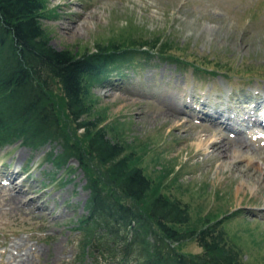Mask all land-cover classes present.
<instances>
[{
	"label": "rangeland",
	"instance_id": "1",
	"mask_svg": "<svg viewBox=\"0 0 264 264\" xmlns=\"http://www.w3.org/2000/svg\"><path fill=\"white\" fill-rule=\"evenodd\" d=\"M44 1L42 24L56 49L92 50L98 42L147 36L171 40L168 48L193 61L177 63L155 51L148 58L131 55L120 73L93 83L90 116L111 128L109 134H122L155 187L187 203L189 227L218 219L250 264H264V139L246 137L243 146L229 126L234 119L247 123L241 117L249 116L253 127L244 126L245 135L264 132L252 122L264 118V0ZM194 63H217L219 71ZM53 88L59 93L55 82ZM211 132L223 147L197 146ZM51 147L58 151L60 144L0 147V187L14 177L24 194L22 202L9 203L7 186L0 188V264H16L21 255L28 264H125L79 258L85 175L75 158L55 169L45 159ZM248 153L256 159L248 162ZM177 245L187 253L202 250L194 238Z\"/></svg>",
	"mask_w": 264,
	"mask_h": 264
},
{
	"label": "trees",
	"instance_id": "2",
	"mask_svg": "<svg viewBox=\"0 0 264 264\" xmlns=\"http://www.w3.org/2000/svg\"><path fill=\"white\" fill-rule=\"evenodd\" d=\"M45 14L44 0H0V147L19 142L39 149L56 142L60 149L51 147L45 156L55 169L76 159L88 190L85 212L77 218L79 258L91 255L125 264H250L220 220L205 218L199 227H189L187 203L155 187L126 149L122 134H109L111 128L90 116L93 83L120 73L131 55L148 58L155 51L177 63L193 61L168 48L171 40L147 36L98 42L92 50L56 49L42 24ZM200 64L194 63L219 71L217 63ZM188 238L202 250L182 251L177 243Z\"/></svg>",
	"mask_w": 264,
	"mask_h": 264
},
{
	"label": "bare ground",
	"instance_id": "3",
	"mask_svg": "<svg viewBox=\"0 0 264 264\" xmlns=\"http://www.w3.org/2000/svg\"><path fill=\"white\" fill-rule=\"evenodd\" d=\"M261 98V97H260ZM258 106V105H257ZM228 108V107H227ZM218 111H219V109H217ZM223 111V110H222ZM263 113V112H262ZM251 114V113H250ZM249 115V114H248ZM255 115V114H254ZM215 116L217 117V115L215 114ZM176 117V116H175ZM236 117V116H235ZM253 117V116H252ZM177 118H178V116H177ZM213 118V117H212ZM260 118V117H259ZM181 119V118H180ZM214 119V118H213ZM212 119V120H213ZM229 119V118H228ZM251 119V118H250ZM179 120V119H178ZM259 120V119H258ZM177 123V122H176ZM226 124V123H225ZM251 125V123H244L243 122V124L242 123H239L236 119H234L232 122H229V126H231V127H234L235 129H236V138H238V141L240 142V143H243V146H246V143H247V141H246V139L249 137V138H251V137H254V136H257V137H260L261 139H264L263 137H264V132H259V131H256V130H252V131H248L247 130V134L245 135V133H244V130H245V127H247V128H252L253 126H250ZM254 125H258V124H254ZM181 126H182V124H181ZM227 125H224V127H226ZM245 126V127H244ZM218 127V126H217ZM216 127V128H217ZM235 132V131H234ZM212 133V132H211ZM232 134V133H231ZM235 135V134H234ZM216 135L214 134V133H212V134H210V135H208L207 137H200V138H198L197 140H196V144H197V146H203L204 148H202V149H205L207 146H209L208 144H210V146H212L213 148H219V147H223V145H220V144H218L219 142H221V140H222V138H221V140H219V141H217V138L215 137ZM247 137V138H246ZM257 137H255V139L257 138ZM219 139V138H218ZM223 142V141H222ZM228 148V147H227ZM214 150V149H213ZM241 150V149H240ZM217 151V150H216ZM222 151H224V150H222ZM243 151V150H242ZM229 152V151H228ZM243 152H245V151H243ZM247 152V151H246ZM240 153V151H238V152H235V155L236 156H238V154ZM253 153V152H252ZM254 154V153H253ZM214 155V154H213ZM247 155V154H246ZM244 156V155H243ZM247 159L246 160H248V162H250L251 160H254V159H256V158H254V156H252L251 154H249L248 153V155H247V157H246ZM234 159V158H233ZM237 159V158H236ZM244 159V158H243ZM263 159V158H262ZM224 163V162H223ZM226 163V162H225ZM225 166V165H224ZM6 176V175H5ZM7 181L4 183V185H2L1 187H3V189H4V187L5 186H7V190H8V192H7V195L6 196H8V198H7V202H11V203H15V204H17V201H19V202H22V199H23V197H22V195H24V194H22V195H20L22 192H21V190H22V186H20L19 184H16V182H15V180H14V177L12 178V177H8L7 179H6ZM246 182V181H245ZM0 187V188H1ZM240 189V188H239ZM12 191H14V192H12ZM28 191V190H27ZM4 198V197H3ZM37 198V197H36ZM26 199V198H25ZM31 200V199H30ZM47 202V201H46ZM30 203V202H29ZM20 204V203H19ZM27 204V203H26ZM44 204H46V203H44ZM10 207V206H9ZM50 207V206H49ZM16 208V207H15ZM14 208V209H15ZM73 208V207H72ZM29 209V208H28ZM33 209V208H32ZM30 211V210H29ZM43 212V211H42ZM48 213V212H47ZM37 214V213H36ZM40 214V213H39ZM11 252H12V250H11ZM59 257V256H58ZM17 261V260H16ZM28 262H29V258L27 257V256H23V255H21L20 256V258H19V260L16 262V264H28Z\"/></svg>",
	"mask_w": 264,
	"mask_h": 264
}]
</instances>
